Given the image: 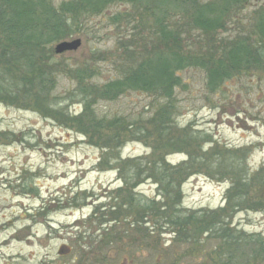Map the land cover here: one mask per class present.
Returning a JSON list of instances; mask_svg holds the SVG:
<instances>
[{
  "label": "rangeland",
  "instance_id": "374dc122",
  "mask_svg": "<svg viewBox=\"0 0 264 264\" xmlns=\"http://www.w3.org/2000/svg\"><path fill=\"white\" fill-rule=\"evenodd\" d=\"M64 1L70 0H54V4ZM260 3H243L229 17L231 25L220 31V36L244 31L248 16ZM155 11L137 10L128 0H116L99 12L82 13L72 27L78 28L65 39L79 38L80 46L54 54L44 69L51 71L49 74L56 72L51 76L50 91L55 105L64 107L69 115L83 107L77 80L64 72L65 67L92 74L87 83L101 88L107 81L120 78L121 72L137 62L135 59L150 54L155 41L151 12ZM180 17L172 11L167 20L182 23ZM178 74L181 83L169 101L132 90L111 100L93 97L91 108L99 118L123 117L133 124L129 128L139 139H128L117 149L121 158L159 152L176 164L192 153L193 174L180 185L181 208L217 209L224 205L229 186L227 178L216 172L219 165L243 167L246 163L251 171L264 169V69L235 75L214 91L201 68H185ZM10 103L9 97L0 101V264H92L93 251L87 253H97L92 246L100 240L104 226L98 222L101 214L93 216L94 206L99 205L101 211L108 209L122 180L113 167L98 170L102 151L87 143L81 133L36 110ZM162 104L170 105L169 119L155 116ZM189 136H196L189 147L172 148V139L182 137V141ZM135 191L142 199L157 196L151 181L139 184ZM129 192L123 193L125 198ZM127 225L122 222V226ZM230 225L240 235L264 239V210H238ZM131 230L135 234V227ZM161 231L155 230L152 238L146 239L141 230L136 238L146 241L142 242L145 247L137 264H221L212 260L217 245L213 239L201 235L200 246L185 250L170 232ZM246 246L241 249L246 258L238 254L233 264H264L263 256L252 255L254 248ZM127 250V245L112 249L110 259L104 261L101 255L99 260L103 264H132Z\"/></svg>",
  "mask_w": 264,
  "mask_h": 264
},
{
  "label": "trees",
  "instance_id": "16d2710c",
  "mask_svg": "<svg viewBox=\"0 0 264 264\" xmlns=\"http://www.w3.org/2000/svg\"><path fill=\"white\" fill-rule=\"evenodd\" d=\"M114 1L70 0L55 5L54 0H0V101L9 97L11 106L31 108L45 118L75 129L87 143L102 151L96 164L98 170L113 167L122 180L112 198L115 202L107 205L108 209L101 211L99 205L94 206L93 216L101 214L98 222L104 226L100 240L92 246L97 253L94 250L87 253L93 251L92 264H103L99 260L101 255L106 261L110 259V250L124 245L128 246V259L137 264L145 247L142 242L146 241L136 238L141 230L146 239L152 238L155 230L170 232L185 250L200 246L201 235L211 238L217 242L212 251L215 263L233 264L238 254L246 258L241 250L245 243L246 247L254 248L252 255L264 258L261 236L240 235L230 225L238 210H264V169L251 171L246 163L243 167L232 163L226 167L219 165L217 174H223L229 181L224 205L217 209H183L180 185L193 174V154L189 153L187 160L176 164L168 162L159 152L121 158L117 149L128 139H139L129 128L133 124L126 123L123 117L99 118L91 108L93 97L111 100L132 90L149 92L169 101L173 90L181 83L178 72L189 67L205 71L212 91L235 75L264 69V0H128L137 10H156L151 12L155 26L153 51L140 60L135 59L137 62L121 72L120 78L107 81L101 88L87 83L92 74L87 76L84 71L65 67L64 72L77 80V92L83 105L79 113L69 115L64 107L56 106L50 96L51 76L56 72L49 74L51 71L44 69H48L54 56L51 46L73 34L78 25L72 27L82 13L99 12ZM249 1L261 3L248 16L245 30L221 37L220 31L231 25L229 17ZM172 11L181 15L182 23L174 19L168 22ZM194 32L199 34L194 35ZM169 106L162 104L155 116L169 119ZM182 137L172 139V148H187L196 138L189 136L181 141ZM146 181L156 185V197L142 199L138 196L136 187ZM127 191L130 195L125 198L123 193ZM123 221L127 222V227L122 226ZM151 222L153 226L148 227ZM131 227H135V234ZM152 263L160 264L152 261L143 264Z\"/></svg>",
  "mask_w": 264,
  "mask_h": 264
},
{
  "label": "water",
  "instance_id": "95a60500",
  "mask_svg": "<svg viewBox=\"0 0 264 264\" xmlns=\"http://www.w3.org/2000/svg\"><path fill=\"white\" fill-rule=\"evenodd\" d=\"M81 44V40L79 38L73 40H63L55 44L54 53L61 54L66 51L76 50Z\"/></svg>",
  "mask_w": 264,
  "mask_h": 264
}]
</instances>
